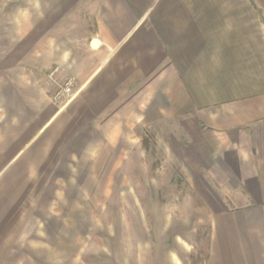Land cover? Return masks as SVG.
Here are the masks:
<instances>
[{
    "label": "crops",
    "instance_id": "0c3cea01",
    "mask_svg": "<svg viewBox=\"0 0 264 264\" xmlns=\"http://www.w3.org/2000/svg\"><path fill=\"white\" fill-rule=\"evenodd\" d=\"M152 125L210 212L205 264H264V0H0V264L63 256L79 182L133 179Z\"/></svg>",
    "mask_w": 264,
    "mask_h": 264
},
{
    "label": "rangeland",
    "instance_id": "374dc122",
    "mask_svg": "<svg viewBox=\"0 0 264 264\" xmlns=\"http://www.w3.org/2000/svg\"><path fill=\"white\" fill-rule=\"evenodd\" d=\"M156 129L152 125L142 135L150 157L135 166L133 179L79 182L94 195L71 203L63 256L59 237L52 260L39 246L31 260L10 264H205L210 212L175 166L163 164L162 151L155 146L169 133ZM205 183L203 194L214 189L212 182ZM47 231L55 236L56 225Z\"/></svg>",
    "mask_w": 264,
    "mask_h": 264
},
{
    "label": "built area",
    "instance_id": "2783aa9c",
    "mask_svg": "<svg viewBox=\"0 0 264 264\" xmlns=\"http://www.w3.org/2000/svg\"><path fill=\"white\" fill-rule=\"evenodd\" d=\"M54 72L49 74L52 77ZM74 95V82L73 79H68L63 85L58 86L51 94V99L58 105L67 104Z\"/></svg>",
    "mask_w": 264,
    "mask_h": 264
}]
</instances>
